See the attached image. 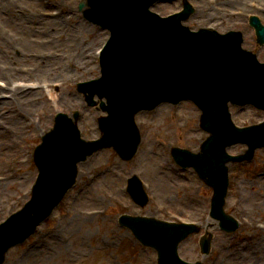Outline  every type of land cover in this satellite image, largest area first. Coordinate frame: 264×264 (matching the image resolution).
<instances>
[{
  "label": "rangeland",
  "instance_id": "rangeland-1",
  "mask_svg": "<svg viewBox=\"0 0 264 264\" xmlns=\"http://www.w3.org/2000/svg\"><path fill=\"white\" fill-rule=\"evenodd\" d=\"M4 1L0 2V82L39 83L45 87L26 88L18 94L16 90L0 88V174L8 177L4 184L9 181L8 186L0 184V221L26 201L37 177L30 151L53 128L58 113L73 115L80 111L83 137H97L95 128L100 113L97 109L84 108V98L75 85L99 77L96 51L108 36L106 31L83 19L78 10L81 0ZM191 1L198 10L202 9L201 0ZM250 1L264 5V0H219L220 7L214 9H219L221 14L197 13L187 24L193 29L213 24L221 32L242 31L247 37L245 48L257 52L264 61V47L257 45L246 18L256 13L254 7L247 6ZM21 5L29 6L39 15V21L33 26L15 21L22 17L15 16ZM180 5V2L163 4L155 11L168 15ZM235 10L242 11V15L233 19L231 11ZM41 12H51V16L45 17ZM259 15L264 19L263 13ZM45 61L50 62L44 64ZM45 65L50 67L45 69ZM55 84L57 88L53 87ZM51 95L64 101L55 104ZM199 115L193 104L186 103L179 108L164 106L138 117L137 123L143 127V146L138 156L126 163L113 150H105L90 159L81 169L82 180L63 206L35 237L8 254L6 264H142L144 261L147 264L149 259L139 256L138 247L116 226L115 217L118 211L149 214L150 210L156 211L153 206L156 203L162 207L158 210L161 219L178 221L184 216L206 224L212 191L193 171L180 170L170 154L172 145L199 149L206 138L198 126ZM234 117L238 124L248 126L263 119L264 114L235 109ZM25 124L32 127L28 129ZM243 150L238 146L232 153ZM27 157L30 162L22 165L21 159ZM232 167L226 210L239 220L250 219L251 224L242 223L232 235L216 228L214 252L206 264H264V232L251 226L264 222V150L256 153L253 164ZM133 174L148 181L154 201L141 211L136 206L120 207L121 202L129 203V198L121 195L119 189ZM93 209H106L107 217L89 221L85 213ZM200 235L188 241L182 256L190 260L199 258L196 244ZM261 241L262 247L258 246Z\"/></svg>",
  "mask_w": 264,
  "mask_h": 264
},
{
  "label": "water",
  "instance_id": "water-1",
  "mask_svg": "<svg viewBox=\"0 0 264 264\" xmlns=\"http://www.w3.org/2000/svg\"><path fill=\"white\" fill-rule=\"evenodd\" d=\"M151 1L89 0L91 11L85 15L111 25L114 33L103 57L104 78L91 93L107 97L112 113L99 148L112 146L110 141H128L133 151L137 144L131 130L135 112L163 101L192 99L206 112L205 127L215 133L193 165L208 177L218 176L225 163L222 150L235 141L228 132L225 104L228 100L264 103V80L245 76L235 66L241 56L239 39L209 32L191 36L178 21L162 23L151 17L147 13ZM263 41L264 33L259 32V43ZM257 145L252 143L253 149ZM223 195L224 191L217 193V204Z\"/></svg>",
  "mask_w": 264,
  "mask_h": 264
},
{
  "label": "bare ground",
  "instance_id": "bare-ground-1",
  "mask_svg": "<svg viewBox=\"0 0 264 264\" xmlns=\"http://www.w3.org/2000/svg\"><path fill=\"white\" fill-rule=\"evenodd\" d=\"M2 1H4V0H0V2H2ZM11 1H14V0H11ZM217 7V6H216ZM211 13H213V14H217V13H219V14H221L220 13V11H219V9H216V11H215V9H213L212 10V12ZM0 19H1V17H0ZM29 20H31V19H29ZM41 20H45V19H41ZM46 20H49V19H46ZM33 21V20H32ZM35 22H38L39 20H34ZM30 23V21L27 23V24H29ZM35 28V27H34ZM7 48L10 50L11 48H10V45H9V43H7ZM54 60V59H53ZM54 61H56V60H54ZM60 62L62 61V60H59ZM46 62H50V61H45L44 62V64L46 63ZM46 66V65H45ZM48 67H50V66H46V67H44L45 69L46 68H48ZM37 91H40V90H37ZM25 92V90H20V92L18 91L16 94H18V93H24ZM48 92H52V91H49L48 90ZM51 97H52V99L54 100V103L55 104H58V102H63L64 100H58V97H56L55 98V95H51ZM44 110L46 111V110H48V108H44ZM20 124V123H19ZM25 127L26 128H31L32 126L31 125H27V124H25ZM6 131H8V130H6ZM8 184H9V181L6 183V184H4L5 186H8ZM258 246H260V247H262V241L261 242H258ZM264 250V249H263Z\"/></svg>",
  "mask_w": 264,
  "mask_h": 264
}]
</instances>
